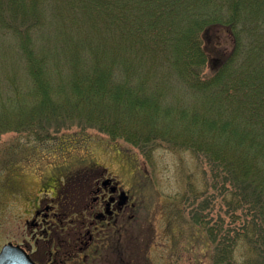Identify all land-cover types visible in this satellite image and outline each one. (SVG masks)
I'll return each instance as SVG.
<instances>
[{
	"label": "trees",
	"instance_id": "1",
	"mask_svg": "<svg viewBox=\"0 0 264 264\" xmlns=\"http://www.w3.org/2000/svg\"><path fill=\"white\" fill-rule=\"evenodd\" d=\"M57 119L189 150L227 210L195 219L209 264H264V0H0V134Z\"/></svg>",
	"mask_w": 264,
	"mask_h": 264
},
{
	"label": "rangeland",
	"instance_id": "2",
	"mask_svg": "<svg viewBox=\"0 0 264 264\" xmlns=\"http://www.w3.org/2000/svg\"><path fill=\"white\" fill-rule=\"evenodd\" d=\"M204 42L216 56L232 46L223 28H211ZM172 83L173 100L181 98V86ZM46 127L49 135L38 140L0 134V249L29 241L26 220L38 200L69 194L79 173L104 168L139 201L108 264H209L212 245L206 250L195 242V219L211 211L228 223V216L220 192L210 187L207 167L194 154L166 145L141 149L79 120L57 119Z\"/></svg>",
	"mask_w": 264,
	"mask_h": 264
},
{
	"label": "flooded vegetation",
	"instance_id": "3",
	"mask_svg": "<svg viewBox=\"0 0 264 264\" xmlns=\"http://www.w3.org/2000/svg\"><path fill=\"white\" fill-rule=\"evenodd\" d=\"M77 176L69 194L37 201L26 220L29 241L12 242L36 264H108L128 233L124 226L133 216L128 212L138 209L136 195L104 168Z\"/></svg>",
	"mask_w": 264,
	"mask_h": 264
},
{
	"label": "water",
	"instance_id": "4",
	"mask_svg": "<svg viewBox=\"0 0 264 264\" xmlns=\"http://www.w3.org/2000/svg\"><path fill=\"white\" fill-rule=\"evenodd\" d=\"M0 264H36L19 246L11 242L4 244L0 249Z\"/></svg>",
	"mask_w": 264,
	"mask_h": 264
}]
</instances>
